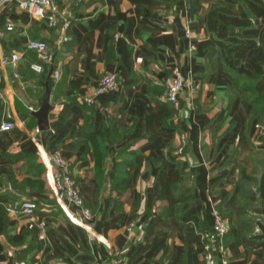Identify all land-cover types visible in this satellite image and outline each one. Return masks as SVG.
<instances>
[{
	"label": "crops",
	"instance_id": "0c3cea01",
	"mask_svg": "<svg viewBox=\"0 0 264 264\" xmlns=\"http://www.w3.org/2000/svg\"><path fill=\"white\" fill-rule=\"evenodd\" d=\"M56 2L71 16L60 44L43 19L12 4L0 14V54L21 52L15 68L0 67V120L15 122L0 131V264H87L112 251L122 264H201L200 232L213 207L228 224L222 264H264V130L255 127L264 124V0ZM29 38L52 53L40 72L29 68L37 62L24 49ZM50 65L60 76L48 77L41 130L31 111ZM173 68L186 85L199 83L197 107L157 123V95ZM104 72L116 74V88L81 102ZM54 152L90 210L83 226L45 180ZM21 201L34 204L31 215L5 210ZM136 219L147 226L127 230Z\"/></svg>",
	"mask_w": 264,
	"mask_h": 264
},
{
	"label": "built area",
	"instance_id": "2783aa9c",
	"mask_svg": "<svg viewBox=\"0 0 264 264\" xmlns=\"http://www.w3.org/2000/svg\"><path fill=\"white\" fill-rule=\"evenodd\" d=\"M185 1V0H180ZM6 4H12L19 11L25 12L30 18L43 19L46 26L55 31V41L60 44L68 40L67 29L71 24V16L61 14L58 9L56 0H0V14ZM13 29V23L9 19L5 21L4 30L10 31ZM116 37V35H113ZM184 37H188V33H183ZM190 48H193L190 46ZM24 49L35 53L37 62L29 64V68L32 71L40 72L41 63H49L52 60V53L47 48V44L44 40L39 38H29L25 41ZM21 52L17 50H11L8 53L0 54V67L2 65H10L16 67ZM60 76L59 69L57 67L51 69L49 78L56 81ZM13 78H18L19 75L16 71L12 73ZM116 74L114 72L102 73L90 93L87 96H80L78 99L87 104L92 105L94 103V97L102 92L112 91L116 88ZM184 90L182 100H179V94L181 90ZM199 90V83H188L184 81L182 75L176 68H173L168 83L158 93L157 98L160 101L167 102L175 110L185 108L194 111L197 107L195 103V97ZM15 122L5 115L0 120V131H6L12 129ZM255 127H259L264 130V124H255ZM37 131V128H35ZM179 143L176 148V154H182L185 148V137L180 135ZM53 164V168L49 164L46 165L44 172L45 180L51 189L55 202L60 206L68 219L76 224L83 226L84 223L91 219V213L89 208L84 204V201L76 186L75 179L70 174L66 162L61 157L59 152H54L48 159ZM63 202L69 203L72 207L78 210V215L68 214L63 206ZM5 210L11 213H20L23 215H31L34 211V204L31 201H21L15 205L5 207ZM211 223L208 229L200 232L202 241L201 251V264H222L223 256L225 254V247L223 244V236L228 230V224L221 217L215 207L211 208ZM137 226L139 229L147 226L146 221L134 220L129 223L127 230L132 226ZM41 238L42 235L40 234ZM91 237H93L91 235ZM123 255L118 252H109L107 258L104 260L93 258L87 264H122Z\"/></svg>",
	"mask_w": 264,
	"mask_h": 264
},
{
	"label": "water",
	"instance_id": "95a60500",
	"mask_svg": "<svg viewBox=\"0 0 264 264\" xmlns=\"http://www.w3.org/2000/svg\"><path fill=\"white\" fill-rule=\"evenodd\" d=\"M175 20H177V16L176 15H175ZM261 40H262V43L264 45V29H263L262 34H261ZM50 72H51V70L49 71V73ZM49 73L44 79V83H43L44 91H43V94H42V98H41L39 107L36 110L31 111V114L34 117H36V119H37L38 128L41 129V130L47 128L46 114H47V111H48V108H49V103H48L49 88L47 86V82H48Z\"/></svg>",
	"mask_w": 264,
	"mask_h": 264
},
{
	"label": "trees",
	"instance_id": "16d2710c",
	"mask_svg": "<svg viewBox=\"0 0 264 264\" xmlns=\"http://www.w3.org/2000/svg\"><path fill=\"white\" fill-rule=\"evenodd\" d=\"M50 67L51 69H53L52 65H50ZM156 109H157V116H156L157 123H161V118L163 117V115L167 119L172 115V113H174V109L171 107L169 103L160 100L157 101ZM158 179L160 186L163 190V192H161V195L164 196V198H166L168 201L172 202V198L168 197L167 195L168 193H166L168 192V184L170 183V178L166 176L164 173H160L158 175Z\"/></svg>",
	"mask_w": 264,
	"mask_h": 264
}]
</instances>
